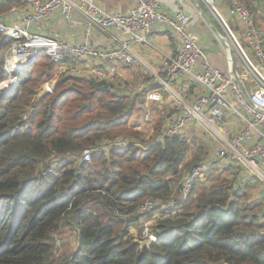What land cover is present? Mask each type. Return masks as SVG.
Here are the masks:
<instances>
[{"label": "trees", "instance_id": "1", "mask_svg": "<svg viewBox=\"0 0 264 264\" xmlns=\"http://www.w3.org/2000/svg\"><path fill=\"white\" fill-rule=\"evenodd\" d=\"M10 2L20 3L0 6ZM8 45L0 34V57ZM57 71L41 53L15 91L0 88V264H264V210L241 204L247 186L234 177L192 198L200 182L181 200L192 142L158 133L150 143L127 131L135 102L92 77L59 75L54 93L40 96ZM5 77L2 68L0 87ZM117 136L126 145L108 142ZM147 198L162 215L179 204L142 245L130 227L154 212H138ZM64 227L76 233L75 249L57 261L54 236Z\"/></svg>", "mask_w": 264, "mask_h": 264}, {"label": "built area", "instance_id": "2", "mask_svg": "<svg viewBox=\"0 0 264 264\" xmlns=\"http://www.w3.org/2000/svg\"><path fill=\"white\" fill-rule=\"evenodd\" d=\"M17 1L28 8L19 19L9 21L0 17V34L9 39L4 61L6 77L2 82L3 87H0L2 90L7 93L15 91L20 85L22 71L30 69L41 53L58 67L60 74L80 76L86 72L85 65L91 63L94 64L91 67L89 65L92 78L113 82L118 76V68L128 69L137 65L138 56L134 46L147 44L154 24H163L169 28L173 38L181 40V47L177 54L165 59L162 71L148 67L146 73V80H155L172 100L174 113L168 117L169 124L162 129L158 138L162 140L180 135L189 123H197L208 135L217 137L221 142L218 151L220 160L217 163L240 165L249 175L264 184V32L257 27L251 11L241 0L228 2L231 11L243 22L242 32L247 43L232 28L216 0L201 1L219 20L226 38L241 59V79L247 82L246 89L256 108L246 100L231 66L223 71L208 62L207 52L190 33L193 18L184 8L168 13L163 10L161 0H133L134 5L129 11L110 13L99 6L96 0ZM14 12L16 8L11 10V14ZM55 13H60L68 24H72L75 21L74 14H78L79 23L88 34L92 28L102 32L114 28L125 35L126 39L115 49H104L87 44L72 45L60 36L34 31L35 26L41 27L42 21L49 20ZM198 64L201 69L196 70ZM184 75L192 76L197 86L204 90V94L194 101H189L184 95L182 97L183 93L176 88V83ZM145 84L143 82L140 87ZM47 91L53 93L54 86ZM150 115L151 110L147 117ZM233 115L242 123V128L236 133L227 130L222 123ZM114 145L122 147L126 145V141L115 142ZM83 160L91 162L92 150L86 149L83 152ZM212 164L215 163L208 160L191 168L182 180L181 200L192 195L198 183L206 178ZM178 204V201H174L164 205L162 209H170V212L159 215L160 218L177 215ZM159 207L156 200L147 198L138 206V212L145 214ZM143 234L145 239L157 240L150 226L143 230Z\"/></svg>", "mask_w": 264, "mask_h": 264}, {"label": "crops", "instance_id": "3", "mask_svg": "<svg viewBox=\"0 0 264 264\" xmlns=\"http://www.w3.org/2000/svg\"><path fill=\"white\" fill-rule=\"evenodd\" d=\"M196 4L192 0H161L162 8L165 12H172L177 8H184L185 11L193 18V23L189 27L190 33L192 37L196 40L197 44L204 49L207 52V59L208 62L213 66L220 70L226 71L230 68V56L228 49L224 46V44L220 41V39L217 38L215 35L210 22L212 25L216 27V29L220 32V34L226 38L225 31L219 22V20L213 16V19L208 14V12L205 10L206 6L203 4L201 0H195ZM97 4L101 6L103 9L107 10L110 13H118V12H127L129 11L133 5V0H96ZM262 3V2H261ZM21 6L16 8V12L14 14H9L6 16H3V18H7L9 21L19 19L22 12L27 10L28 8L23 3H19ZM217 4L224 14V16L228 19L230 22L232 28L236 31H238L241 35V38L244 43H247V38L243 34V22L241 18L238 15H235L231 11L230 4L228 0H217ZM254 7L259 9V4L257 1L254 3ZM13 9V8H12ZM250 10V9H249ZM19 11V12H18ZM251 11V10H250ZM257 13V10L255 11ZM252 13V11H251ZM255 13V15H256ZM255 23L258 28H260L264 32V25L257 24L256 17L252 13ZM2 17V16H1ZM75 21L72 24H68L66 19L60 14L55 13L49 20L42 21L41 27L35 26L33 29L34 31H38L44 34H49L53 36H60L64 38L69 44L75 45V44H87V45H93L97 46L99 48L104 49H115L119 47L121 41L126 39V36L119 33L114 28L109 29L108 32H102L101 30H98L97 28H92V31L90 34L87 33L86 29L83 28V25L79 23L80 17L78 14H74ZM210 22H208V20ZM213 20L217 22L214 24ZM221 26V29H218V26ZM219 26V27H220ZM181 47V40L179 38H173L170 34L169 28L163 24L156 23L152 27V31L149 36V42L144 45H135L134 50L138 56V63L136 66L131 68H118V76L113 82H108L113 84L115 87L124 86V83H131V81L135 78L140 79L137 83V87L133 88L132 86H127L124 89V96H131L130 89H136L134 94L142 98L143 102V110H140V105H138V102L136 101L137 109L132 113L130 116L129 122L133 124L132 128L137 129L140 131H144L143 139L149 141V138L152 135V130H149L147 126H144V122L151 123L154 120L155 114H153L152 107H157L158 112H164L166 113L165 117H162L161 115L157 116V120H159L160 123V132L162 129L169 124L168 117L173 115V107H172V100L170 97L165 95L164 90L158 84L155 80H151L148 82L143 73H147L148 67L154 68L156 71H162L164 68V61L167 57L174 56L177 54ZM96 64V63H95ZM89 65L90 67L94 64L87 63L85 67L87 69L86 72H84L82 75L78 77H91L90 71H89ZM201 69L200 64L196 66V70ZM238 70L240 77L243 73V67H240V64L238 65ZM58 75H62L57 71ZM73 75V74H71ZM77 76V75H74ZM53 81V80H52ZM47 82V83H51ZM244 83V86L246 84V81L242 80ZM143 82L146 84L144 87H140ZM246 87V86H245ZM176 88L183 93V95L188 99L189 101L196 100L200 95L204 94V90L197 86L195 80L190 75H184L180 78L179 82L176 83ZM128 89V90H126ZM119 90V89H118ZM151 110V115L148 118L147 113ZM137 111H139L140 115H142V121H137L133 123L134 117L137 115ZM139 116H137L138 118ZM224 127L227 130L232 131V133H236L239 129H241V123L240 121H237L236 116H232V118L225 120L222 122ZM203 130L204 128L197 124V123H189L188 126L180 133V135L185 136L186 140L189 142H195L197 139L202 141V145L209 146L207 143L209 141L208 135H206V138L203 134H201L200 130ZM159 132V133H160ZM205 133V132H204ZM146 134V135H145ZM211 137V136H210ZM205 149V148H204ZM208 154L207 148L204 150V155ZM208 156V155H207ZM212 156V157H211ZM215 152L210 154V157L208 156V159L206 161H214L215 158ZM190 161V160H189ZM217 162V161H216ZM216 165V164H215ZM220 164L218 163V166ZM222 165V164H221ZM218 166H215L213 170H216ZM229 166V165H225ZM230 166L234 169V172H237L234 177L237 179V183L241 182L244 184V186H247L250 188L251 186H256L258 182L253 178L251 175L247 173V171L244 169V167L235 164H230ZM220 167V166H219ZM211 168L208 169V175L211 173ZM214 172V171H213ZM185 177V176H184ZM206 179V178H205ZM206 181H203L202 183H205ZM209 184V183H208ZM260 193L263 196L264 191V185H260ZM158 211H155L153 213V218L158 217L160 214H157Z\"/></svg>", "mask_w": 264, "mask_h": 264}, {"label": "rangeland", "instance_id": "4", "mask_svg": "<svg viewBox=\"0 0 264 264\" xmlns=\"http://www.w3.org/2000/svg\"><path fill=\"white\" fill-rule=\"evenodd\" d=\"M256 1L259 4V9H257V8L254 7V3ZM216 2H217V0H216ZM241 3L243 5H245L246 7H248L252 11V13L254 15L256 13L255 11L257 10V13L255 15V16H257L256 17V19H257L256 22H257L258 25L261 24V22L264 25V0H241ZM20 6L21 5L18 2H10L8 4H3L2 3V6H0V16L3 17V16H6V15H9V14H11L12 8H18ZM205 10L208 12V14L213 19V16H214L213 13L207 7L205 8ZM213 22H214V24L217 23V22H215V20H213ZM216 26H217V24H216ZM219 26H218V29L220 30L221 29V26L220 27ZM5 56H6V48L4 49V51H3V53H2V55L0 57V69L4 68ZM237 59H238V65L240 64V67L242 68L241 59L238 56H237ZM41 62H43V61H41ZM143 74L145 75L146 78H148L145 73H143ZM58 76H59L58 74L56 76H54L55 78L53 79V81L50 84L45 83L42 86L39 85V88L42 89V90L43 89H46V88L47 89L48 88L51 89L52 86H55V82H56ZM140 79L135 78V79H133L131 81V83H127V84L124 83V86H119V87H116V88L119 89L118 91H119V93L121 95H124V89H123V87L126 88L129 85V86H132L133 88H135V87H137V83L139 82ZM246 85H247V82H246ZM1 86L3 87V83L1 84ZM133 88L130 89L131 96H129V101L130 102H135V103L137 101L138 102V105H140V110H143L144 111V108L145 107H143V104H142L143 100H142V98H140L139 96H137V95L134 94V92H135L136 89L134 90ZM126 90H128V89H126ZM165 95L168 96L167 93H165ZM181 95L183 97V94H181ZM135 106H136V104H135ZM136 109H137V107L134 108V111H136ZM152 109H153V114H155L156 117H154V120L151 123L144 122V126H147L149 128V130H152V132H153L152 135H151V137L149 138V140H150L149 142L150 143H152L154 141L155 137L160 132V123H159V120H157V118H158L157 116L158 115L159 116L161 115L162 117H165L166 116L165 111L164 112H158V108L155 107V106L152 107ZM139 113L140 112L137 111V115H136V117H134L133 123L134 122H137V121H142L143 122V119L141 117L142 115H140L141 113L140 114ZM137 116H139V117L137 118ZM128 119L130 120V117ZM128 119L127 118H124V120L128 123V125L126 127L128 129L127 131H129L130 128H132V126H133V124L130 123ZM134 124H137V123H134ZM241 128H242V123H241ZM134 130L140 132L141 135H142V137H143V135L145 133L144 131H143L144 132L143 133L140 130H137V129H134ZM200 132L205 137H206V135H208L206 133L205 129H204V132L205 133L203 132L202 128H201ZM122 137L123 136H117V137L113 138V140H110L108 142H110V143L111 142H121L124 139ZM208 137H206V138L209 139V141L207 142L209 144V146H206V145H203V146H204L205 149L207 148V150H208V154L207 155L209 157H210L211 152L212 153L215 152V155L216 156H215L213 162L216 165L215 164L212 165V167L215 168V166H218V163L216 161L217 160H220L219 155H218V151H219V149L221 147V142L219 141V139L217 137H212V136L210 137V135H208ZM190 147L191 148H189V150H188V154H187V158L185 160V163L183 164L184 167L182 168V170H183L182 178H184V176L191 170V168L194 165H197V164H200L202 162H205L208 159V156L207 155H204L203 151H202V153L199 152V150H200L199 148L202 147V141L201 140L197 139L195 142H192V144H190ZM194 155H199L198 156L199 158H197V159L194 160V157H195ZM80 159H81V157H80ZM219 166H218V168H216V170H212V172L209 173V175L207 176V179H204L203 180V181H206L205 182L206 184L205 183H203V184L200 183L201 186L198 187V189L196 191V194H194V196L192 198L196 197L197 194H199L203 190L209 189L212 186H217L218 184H225L227 181L229 182V181H232L233 180L234 175H236L237 172H234V169L230 165L229 166H225V163L223 165H219ZM235 166H237V165H235ZM182 178H180V181H181ZM255 180L258 182V184L256 186H251L246 191V196H244L242 198L241 204H245V205H248V206H253L254 205L255 208H256V211L255 212H258V211L264 210V197H262V195L260 193V188H261L260 185L261 184L264 185V184L261 181H259L258 179H256V178H255ZM260 201H262L263 203L260 202ZM153 213L152 214H148V215L146 214V216H142V219L140 220V222H138L137 224H134V225H132L130 227L131 228V234L137 240H139L141 244H143L144 241H146V240L149 239V238L148 239H145L144 238L143 230L147 226H150L152 228V230L154 231V226L157 223V219L160 218V216H158L156 218H153ZM157 214H160L161 215V211H158ZM75 241H76V233L74 231L70 230L68 227H64L62 229V231H60L59 233H57L54 236V244L56 245V250H55L54 256H55V258H57V261L60 260V258H63L64 256H67L70 253H72V251L75 249Z\"/></svg>", "mask_w": 264, "mask_h": 264}, {"label": "water", "instance_id": "5", "mask_svg": "<svg viewBox=\"0 0 264 264\" xmlns=\"http://www.w3.org/2000/svg\"><path fill=\"white\" fill-rule=\"evenodd\" d=\"M195 4H196V1L195 0H192ZM208 20V18H207ZM208 22H210L208 20ZM211 24V27L215 33V35L217 36L218 39H220V41L224 44V46L228 49L229 51V56H230V63H231V70L235 76V79L237 81V83L239 84L246 100L248 101V103L252 106V107H255V104L252 102L251 98H250V95L246 89V87L244 86V83L240 77V74H239V70H238V59H237V55H236V52L232 46V44L230 43V41L227 39V38H224L220 32L216 29V27L214 25H212V23L210 22ZM19 73V72H18ZM21 73V71H20ZM48 93L47 89H43L41 92H40V96H44ZM263 196H264V191H263ZM154 241L151 240V239H148L146 241H144V243L142 245H150L152 244Z\"/></svg>", "mask_w": 264, "mask_h": 264}]
</instances>
